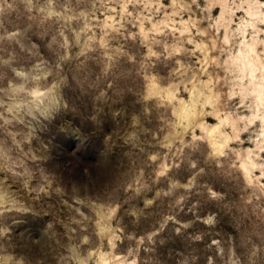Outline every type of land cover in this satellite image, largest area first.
<instances>
[{"label": "rangeland", "instance_id": "374dc122", "mask_svg": "<svg viewBox=\"0 0 264 264\" xmlns=\"http://www.w3.org/2000/svg\"><path fill=\"white\" fill-rule=\"evenodd\" d=\"M217 1L0 0V264H264V0Z\"/></svg>", "mask_w": 264, "mask_h": 264}, {"label": "bare ground", "instance_id": "6f19581e", "mask_svg": "<svg viewBox=\"0 0 264 264\" xmlns=\"http://www.w3.org/2000/svg\"><path fill=\"white\" fill-rule=\"evenodd\" d=\"M227 0H218L217 3H219L223 9L226 6ZM227 7V6H226ZM224 11V10H223ZM228 11V10H227ZM226 12V10L224 11ZM228 13V12H227ZM155 26V25H154ZM153 26V27H154ZM159 26V25H158ZM159 29V28H158ZM144 32V31H143ZM182 32V31H181ZM187 32V31H185ZM207 46V45H206ZM205 46V47H206ZM202 47V46H200ZM203 48V47H202ZM206 49V48H205ZM202 50V49H201ZM209 50V49H208ZM209 53V52H208ZM248 63L245 65V69H248L249 77L251 82L254 83V90L253 94L255 95V99L257 103L259 104V111H261L260 107L263 111V116L260 117V121L264 124V95L261 90V88L256 84V73L260 72L261 74H264V65H262L261 60L259 59L258 53H257V43L249 46V52L247 57ZM259 118V116H256V119ZM222 125V124H221ZM213 134V132H211ZM231 138L227 137V135L223 138L221 142H213L212 146L215 152L220 153L222 150L231 142ZM211 144V142H210ZM242 168L244 171H247L246 164L242 165ZM248 172V171H247Z\"/></svg>", "mask_w": 264, "mask_h": 264}]
</instances>
